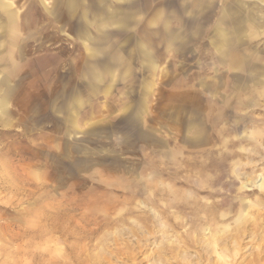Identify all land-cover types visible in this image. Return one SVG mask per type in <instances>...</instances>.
Here are the masks:
<instances>
[{"label":"rangeland","instance_id":"obj_1","mask_svg":"<svg viewBox=\"0 0 264 264\" xmlns=\"http://www.w3.org/2000/svg\"><path fill=\"white\" fill-rule=\"evenodd\" d=\"M197 1L0 0V264H264V11Z\"/></svg>","mask_w":264,"mask_h":264},{"label":"crops","instance_id":"obj_2","mask_svg":"<svg viewBox=\"0 0 264 264\" xmlns=\"http://www.w3.org/2000/svg\"><path fill=\"white\" fill-rule=\"evenodd\" d=\"M108 3L112 4V6H116L117 8H120V14L118 13L117 15L113 14L109 9H107V19H121V24L123 29L128 28L130 26V22L132 19L136 18V14L139 13L140 11V6L136 7L134 4H122L123 1L125 0H106ZM128 1V0H127ZM215 0H209V5L210 11L212 13H215L216 20L213 23V28L212 32L214 35L217 37L222 38L224 41L223 42H214V44L219 48L221 45L226 44V36L227 35H236V34H248L252 32V28L257 27L256 24L255 26H252V21L256 20L258 18V13L259 11H264V8L261 6V4L255 3L253 6L251 5H241L240 0H222L223 4L220 5L218 9H215V6H213ZM263 1L264 0H260ZM196 6L199 7H205L203 4V1L199 0L196 2ZM119 10V9H118ZM172 11H176V9H172ZM184 11H187V6H184ZM162 15V14H161ZM160 13L157 11L155 12L154 21L158 20V18H161ZM169 20L170 19H164V24L166 27H169ZM185 26V24H184ZM183 26V27H184ZM181 27V28H183ZM245 29H250V31H247ZM178 31L177 29L173 31V34ZM170 37L168 38V40ZM129 40V39H127ZM171 41L169 45H172ZM223 43V44H221ZM220 44V46H218ZM137 47L140 49V54L142 55L141 57L145 58L149 63L151 68L156 69L157 64L155 62V59L151 52L149 51V48L147 46V43L145 40H138L137 41Z\"/></svg>","mask_w":264,"mask_h":264},{"label":"bare ground","instance_id":"obj_3","mask_svg":"<svg viewBox=\"0 0 264 264\" xmlns=\"http://www.w3.org/2000/svg\"><path fill=\"white\" fill-rule=\"evenodd\" d=\"M195 243H197V242H195ZM197 245V244H196ZM212 253V252H211ZM205 257V256H204ZM200 258V257H199ZM205 259L207 260V263L206 264H212V261L214 260V256H208V255H206V257H205ZM204 261V260H203ZM244 261V260H243ZM239 262V261H238ZM213 263H215L214 261H213ZM223 263H224V261H223ZM215 264H220L218 261H217V263H215ZM262 264V263H261Z\"/></svg>","mask_w":264,"mask_h":264}]
</instances>
